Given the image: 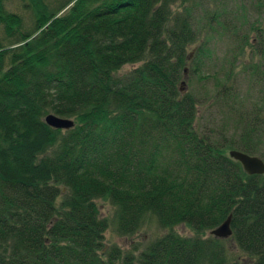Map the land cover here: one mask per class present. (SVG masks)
I'll use <instances>...</instances> for the list:
<instances>
[{
	"label": "trees",
	"instance_id": "trees-1",
	"mask_svg": "<svg viewBox=\"0 0 264 264\" xmlns=\"http://www.w3.org/2000/svg\"><path fill=\"white\" fill-rule=\"evenodd\" d=\"M250 1L262 15L264 0ZM4 2L0 264H225L227 239L248 264H264V174H247L226 151L264 146V27L237 23L234 12L221 21L224 9L200 14L201 0H36L23 29ZM202 30L230 40L226 73L241 63L248 76L246 94L233 90L227 107L235 144L196 128L198 97L180 91L188 70H202L187 51ZM126 64L137 65L119 73ZM48 113L75 124L54 129ZM98 198L113 205L119 236L148 218L166 232L137 253L106 245ZM229 214L231 236L211 235Z\"/></svg>",
	"mask_w": 264,
	"mask_h": 264
},
{
	"label": "rangeland",
	"instance_id": "rangeland-1",
	"mask_svg": "<svg viewBox=\"0 0 264 264\" xmlns=\"http://www.w3.org/2000/svg\"><path fill=\"white\" fill-rule=\"evenodd\" d=\"M36 0H5L4 6L7 11L16 13L23 21V29L31 28L34 18V3ZM65 0H42L45 5L50 8H55L58 4L63 3ZM235 0H201L200 14L205 11L207 15H210L213 10L221 11L222 18L221 21L226 20V13L234 12V15L240 20L237 23H244V19L247 18L248 24L251 25L254 22L255 26L264 27L262 15H257L254 13L250 7L252 2L250 0H240L237 3ZM197 2V0H196ZM224 7V8H223ZM180 9V7H177ZM197 10V11H199ZM198 20V25L201 27V23H204L198 17L199 13H195ZM242 15H245L242 18ZM219 20V22H220ZM243 25V24H242ZM200 35L199 39L190 46L187 47L188 53H190L191 60L195 58L196 63L200 62L201 71L188 70L184 76V89L185 91L192 92L198 97V112L195 121L196 128L208 135L210 138L227 145L229 143L235 144L238 132L234 128L229 116L232 115L228 112L227 107H229L232 102L230 98V93L235 90L234 96L236 99L240 98V95L246 94V89L248 87V76H245L244 70L240 68L243 64H237L233 68V73L227 74V59L232 54L230 51V40L218 34L213 35L212 32H207ZM0 36L2 42L5 44L6 39L4 38L3 29L0 27ZM256 46L255 31H252L249 35ZM202 46L203 56L195 55L198 47ZM194 55V56H193ZM241 59V58H240ZM247 58L245 57L242 62H245ZM203 61V64H202ZM137 65V64H136ZM132 64L124 65L119 73L126 72L132 69L134 66ZM195 65V64H194ZM198 73L200 76H198ZM226 73V75H225ZM249 100L247 105L252 104L257 98L251 94L249 95L247 91ZM233 149V148H232ZM231 149H227V154ZM264 153V146L261 145L259 152L254 155H259ZM263 158V157H262ZM98 206V211L101 217H105L109 220V227L104 233L105 244H116L123 249H137L135 252L144 248L145 245L150 243L156 237L161 236L165 229L160 227L155 219H147L144 225L131 236H119L114 230V207L113 205L105 199H96ZM174 230L180 235L189 236L192 231L185 224H178L174 227ZM205 236H209V231L205 233ZM227 256L225 264H248L251 258L236 248L235 244L231 239L224 241Z\"/></svg>",
	"mask_w": 264,
	"mask_h": 264
},
{
	"label": "water",
	"instance_id": "water-1",
	"mask_svg": "<svg viewBox=\"0 0 264 264\" xmlns=\"http://www.w3.org/2000/svg\"><path fill=\"white\" fill-rule=\"evenodd\" d=\"M186 71V70H185ZM184 81L181 82L180 91L184 92ZM45 123L54 128V129H61V130H68L72 128L75 124L74 120L71 118H62L56 116L52 113H48L44 117ZM229 157L238 161L243 170L251 175V174H264V160L257 156L251 155L246 152H243L238 149H231L228 152ZM231 222V214L227 216V218L220 223L217 227L210 231V234L217 238L226 239L231 236L232 229L230 227Z\"/></svg>",
	"mask_w": 264,
	"mask_h": 264
}]
</instances>
